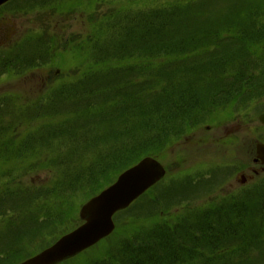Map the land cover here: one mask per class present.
Segmentation results:
<instances>
[{"label":"rangeland","instance_id":"obj_1","mask_svg":"<svg viewBox=\"0 0 264 264\" xmlns=\"http://www.w3.org/2000/svg\"><path fill=\"white\" fill-rule=\"evenodd\" d=\"M24 2L7 0L0 5V54L7 57L13 46L16 53L19 50L25 55V59L20 58L23 63L20 69L0 77V114L10 108L11 111L6 109L11 112L7 119L9 128L4 130L12 134L19 133L20 128L28 124L26 127L29 129L37 126L33 122L23 125L18 118L23 116L22 113L33 117V110H38L42 101L54 97L51 92L56 84L65 83L66 86L73 81L80 84L88 74H96L91 70L83 71L87 59L80 56L85 57L87 53H81L78 46L82 48V41L88 33H100V26L106 25L113 11L115 13L122 6L132 5L130 0H86L89 5L85 2L81 4L82 0H51L47 7L40 5L37 9L24 12ZM194 4L209 13L206 21L215 24V29L225 32V26L236 27L233 34H239L241 39H235V42L246 47L254 57L260 56L259 60L264 57V45H254L253 48V44L242 39V36L245 37L243 30H264V0H194ZM189 5L185 7L189 8ZM137 8L135 4L131 6L132 10ZM188 11L181 16L187 19L182 20L179 27L184 24L183 28L188 30L191 24L195 30L189 29L188 32L196 33L197 17L195 13L188 15ZM246 17L249 25L244 22L243 26L241 21ZM36 41H45L49 54L44 52L41 56L36 51L31 52L32 46L37 47ZM232 46L227 51L237 49ZM228 53L240 56L239 60L226 64L231 87L241 85L236 79L240 75H243L242 78L251 76L253 84L246 86L244 83L245 87L237 91L232 100L228 98L229 103L224 106L217 108L214 104L208 120L198 127L167 141L161 137L156 144L144 147L147 153L141 155L137 162L125 167L112 164L117 160L116 139L121 132L108 130L104 121H99L100 127L97 126L100 145L83 146L84 151L78 152L81 155L79 159H72L75 163H64L69 166L67 169L70 168L66 172L61 166L47 164L51 157L63 155L57 150L46 151L52 148L42 151V156L0 161V209L7 210L0 218V232H5L4 249L10 251L9 259L0 257V264H23L42 256L63 240L73 239V234L88 221L98 219L91 211L86 217L82 216L83 207L100 196L111 199L112 187L119 185L120 177L146 158H152L160 165L162 173L159 179L129 205L114 212L110 233L83 248L70 243L68 250L71 253L52 264H133V260L141 258V254L129 256L131 250L128 251L127 247L137 246L138 249L144 245L142 242L147 243L144 233L153 225L162 223L177 227L186 219L192 220L195 210L207 212L208 208L216 209L231 201L264 197V123L260 120L264 114V74H258L259 71L251 73L248 69L244 71L243 59L247 57V50ZM44 57L50 58V62H44ZM38 59H41L40 63H37ZM252 65L250 67L253 68ZM120 66H125V62ZM205 69L207 71L197 75L199 90L206 87L205 77L215 73L209 67ZM182 70L180 67L174 71L183 74ZM168 75L166 72L165 76ZM249 95L253 101L246 98ZM49 96L50 99L47 98ZM106 144L107 147H104ZM104 148L111 164L105 174L101 163L96 167ZM132 156L135 158L136 155ZM80 160L88 163L84 166L85 174L89 168H96L82 176L83 161ZM72 173H78V176L71 177ZM89 174L91 176L87 177ZM57 183L67 184V187H62L61 194L49 193L50 197L43 200L35 198L34 192L41 193L45 189L53 192ZM70 184H74L73 187ZM180 213L185 215H177ZM261 228L264 230L263 224ZM246 242H255L259 246L243 250L239 239L231 242L225 239L222 244L227 247L214 249L213 258L221 257L224 254L222 251H227L223 257L229 262L226 264H264V234L261 242L258 239H246ZM201 243L200 248L205 251L206 241Z\"/></svg>","mask_w":264,"mask_h":264},{"label":"trees","instance_id":"obj_2","mask_svg":"<svg viewBox=\"0 0 264 264\" xmlns=\"http://www.w3.org/2000/svg\"><path fill=\"white\" fill-rule=\"evenodd\" d=\"M23 1L24 12H27L40 5L47 7L51 0ZM130 1L138 8L132 10V5L122 6L119 11H113L106 25L100 26V33H88L82 41V48L78 46L81 53H87L85 57L80 56L87 59L83 71L91 70L96 74H88L80 84L75 81L66 86L65 83L56 84L51 92L54 97L49 101H42L39 109L33 110V117L22 113L23 116L18 118L23 125L33 122L32 124L37 125L34 129L26 127L28 124L22 126L19 133L5 132L4 129L9 128L7 119L11 113L6 109L11 110L4 107L6 109L0 114V161L12 158L25 160L52 148L46 151L57 150L63 152V155L51 157L47 164L61 166L66 172L70 168L67 169L69 166L64 163H75L72 159H79L81 155L78 152L84 151L83 146L101 143L97 126L100 127L99 121H104L108 130L121 132V139H116L117 160L112 164L125 167L147 153L144 152V147L156 144L161 137L167 141L198 127L208 120L214 104L217 108L224 106L229 103L228 98L232 100L236 97V92L245 87L244 83L246 86L253 84L251 76L245 75L242 78L243 75H240L236 79L241 85L231 87L230 72L226 69V64L234 59L239 60L240 56L228 52L241 53L247 50V57L243 59L244 71L248 69L251 73L259 71L258 74H264V57L259 60L260 56L254 57L246 47L235 42V39H241L239 34H233L236 27L225 26V32L215 29V24L206 21L209 13L206 14L204 9H198L200 6L193 5L194 0ZM83 2L89 5L86 0H82L81 4ZM188 4L189 8L185 7ZM188 9V15L195 13L197 17L196 33L188 32L189 29L195 30L191 24L188 30L183 28L184 24L179 27L182 20L187 19L181 16ZM241 22L243 26L244 22L248 24L247 17ZM255 31L258 30L242 32L245 36L242 39L253 44V48L254 45H264L263 28ZM36 42L37 47L35 49L32 46L31 52L36 51L41 56L44 52L49 54L45 41ZM231 45L237 49L227 51ZM14 49L13 46L10 48L12 51H9L7 57L0 54V77L20 69L23 64L20 58L25 59L24 53L19 50L16 53ZM47 59L44 62H50V58ZM40 62L41 59H38L37 63ZM124 62L125 66H120ZM251 64L253 68L250 67ZM75 65L83 69V66L77 63ZM180 67L183 68V74L175 73L174 70ZM205 67L211 68L215 73L205 77L206 87L199 90L197 75L207 71ZM166 72L169 73L167 77ZM47 98L50 99V96ZM246 98L253 101L251 95ZM242 104L245 105V102ZM92 148L94 147L89 149ZM106 151V148L102 150L96 166L101 163L104 174L111 166L109 155H105ZM134 154L135 158L132 156ZM67 157L71 159L65 160ZM87 164L84 160L81 168L84 170ZM96 167L88 170L92 171ZM86 174L84 170L81 175ZM70 175L77 177L78 173ZM89 176L91 175L87 177ZM73 185L70 184L71 187ZM62 187H67V184L57 183L54 193L49 189L41 193L34 192L35 198L43 200L50 197L49 193L61 194ZM11 194L12 192L8 196ZM6 211L4 208L0 209V218ZM193 215L192 220L186 219L177 227L162 223L153 225L144 233L147 243L140 241L144 244L141 248L126 246L128 251L131 250L128 252L129 256L141 254V258L133 260V264H226L229 262L223 260V257L227 255V251H222L224 254L221 257L213 258L214 249L223 250L227 247L222 244L225 239L228 242L239 239L243 250L259 246L255 242L247 243L246 239L262 241L264 197L231 201L216 209L208 208L207 212L195 210ZM4 240L5 232L2 231L0 257L7 260L10 251L4 249ZM202 240L206 241L205 251L200 248ZM199 259L202 260L199 262Z\"/></svg>","mask_w":264,"mask_h":264},{"label":"water","instance_id":"obj_3","mask_svg":"<svg viewBox=\"0 0 264 264\" xmlns=\"http://www.w3.org/2000/svg\"><path fill=\"white\" fill-rule=\"evenodd\" d=\"M7 0H0V5ZM264 121V115L261 116ZM264 149V147H263ZM162 169L156 160L146 158L141 163L127 170L121 177L119 185L112 187L113 196L110 199H103L102 196L94 198L82 209V216L86 217L87 212H93L98 219L88 221L81 230L73 234V239L63 240L55 247L38 256L35 259L26 261L23 264H52L60 258L67 257L71 252L68 250L70 243L83 248L87 243L93 242L112 231V215L119 208L126 207L135 198L142 194L156 179L161 176ZM101 220V221H99ZM74 236L76 238H74ZM87 246V245H86Z\"/></svg>","mask_w":264,"mask_h":264},{"label":"flooded vegetation","instance_id":"obj_4","mask_svg":"<svg viewBox=\"0 0 264 264\" xmlns=\"http://www.w3.org/2000/svg\"><path fill=\"white\" fill-rule=\"evenodd\" d=\"M4 20H2V22H3ZM4 23V22H3ZM0 26H2V24L0 23ZM3 34H5V30L3 31ZM6 35V34H5ZM7 37V36H6ZM4 38H5V36H4ZM1 42H4V41H1ZM0 45H2L1 43H0Z\"/></svg>","mask_w":264,"mask_h":264}]
</instances>
